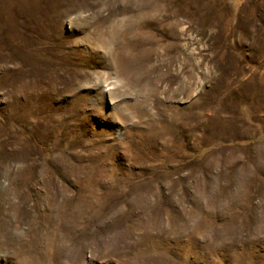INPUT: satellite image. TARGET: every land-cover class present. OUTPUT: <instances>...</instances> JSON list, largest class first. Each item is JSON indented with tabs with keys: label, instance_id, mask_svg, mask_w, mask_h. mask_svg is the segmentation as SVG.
Masks as SVG:
<instances>
[{
	"label": "rangeland",
	"instance_id": "rangeland-1",
	"mask_svg": "<svg viewBox=\"0 0 264 264\" xmlns=\"http://www.w3.org/2000/svg\"><path fill=\"white\" fill-rule=\"evenodd\" d=\"M0 264H264V0H0Z\"/></svg>",
	"mask_w": 264,
	"mask_h": 264
},
{
	"label": "bare ground",
	"instance_id": "bare-ground-1",
	"mask_svg": "<svg viewBox=\"0 0 264 264\" xmlns=\"http://www.w3.org/2000/svg\"><path fill=\"white\" fill-rule=\"evenodd\" d=\"M186 87V86H185ZM188 88V87H187ZM186 92V91H185ZM189 97V96H188ZM213 112V111H212ZM117 141V140H116ZM87 173V172H86ZM80 177V176H79ZM86 180V179H85ZM95 180V179H94ZM47 257V256H46Z\"/></svg>",
	"mask_w": 264,
	"mask_h": 264
}]
</instances>
